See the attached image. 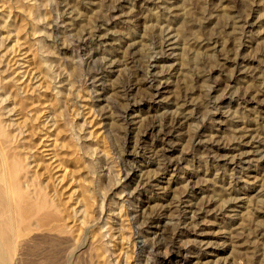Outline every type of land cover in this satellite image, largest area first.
Listing matches in <instances>:
<instances>
[{
  "label": "rangeland",
  "instance_id": "rangeland-1",
  "mask_svg": "<svg viewBox=\"0 0 264 264\" xmlns=\"http://www.w3.org/2000/svg\"><path fill=\"white\" fill-rule=\"evenodd\" d=\"M0 75L58 215L8 264H264V0H0Z\"/></svg>",
  "mask_w": 264,
  "mask_h": 264
},
{
  "label": "bare ground",
  "instance_id": "bare-ground-1",
  "mask_svg": "<svg viewBox=\"0 0 264 264\" xmlns=\"http://www.w3.org/2000/svg\"><path fill=\"white\" fill-rule=\"evenodd\" d=\"M7 80L6 77L0 79V116L11 118V110L5 102L16 94L6 93L3 98V92L10 85ZM3 126L0 121V264H8V255L16 251L17 239L31 222L57 221L58 215L51 211L53 199L47 197L44 186L22 169L26 166V139L21 137V128L17 124L5 125L4 129ZM15 226L22 232L19 233ZM176 251L179 252L180 247Z\"/></svg>",
  "mask_w": 264,
  "mask_h": 264
}]
</instances>
